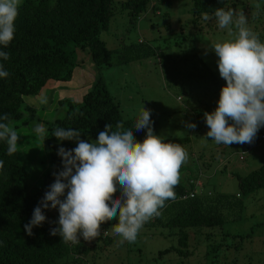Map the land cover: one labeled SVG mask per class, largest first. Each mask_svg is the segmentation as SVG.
Masks as SVG:
<instances>
[{"label":"rangeland","instance_id":"rangeland-1","mask_svg":"<svg viewBox=\"0 0 264 264\" xmlns=\"http://www.w3.org/2000/svg\"><path fill=\"white\" fill-rule=\"evenodd\" d=\"M123 1L113 0L114 16L108 28L99 35L106 48L113 53L112 63L116 61V51L122 46L140 42L160 50L163 56L176 57L194 50L217 80L216 84L209 80L199 82L179 77L172 81L164 78L160 58L157 57L128 65L113 64L98 70L87 50L75 49L77 65L71 80L57 82L60 96L79 101L93 87L97 76L100 77L118 104L122 119L136 120L142 105L152 110L155 135L164 139L188 138V141L178 143L189 156L180 169L182 181L198 175L196 178L203 183L204 194L237 196V177L264 165V143L259 139L264 134V127L259 129L253 143L248 144L247 151L242 149L241 144L225 146L216 144L210 138L203 139L209 131L204 113H212L216 109L220 90L225 86V81L219 76L218 58L211 46L232 37L228 36L227 30L218 28L215 18L195 24L190 14L191 0H151L154 10H148L134 23L127 10L122 8ZM234 2V9H242L248 17L249 27L264 35V0ZM257 2L261 3L258 16L255 14ZM53 97L54 94L49 95L44 105L40 94L24 97L21 118L11 122L20 136L16 154L28 171L29 193L40 201L54 182L53 173L62 170L57 151L49 149L46 139H38L33 130L39 123V113L44 118L49 117V121L64 116L63 104L50 106ZM25 107L39 111L34 114L35 119L28 110H22ZM188 123L197 127L190 130L186 127ZM86 140L95 141L91 138ZM52 145L57 146L55 143ZM119 195L117 191L115 196ZM237 200L242 202L243 207L223 208L222 227L186 230L188 241L186 248L181 249L185 253L182 256L178 253L177 229L144 225L135 243L120 245L118 241L121 238L113 232V225L118 221L112 220L103 224L101 234L91 242L80 238L84 244L91 246L81 258L84 264H264V189L239 196ZM45 215L48 221L45 223L58 226L55 223L59 218L57 210L46 211ZM162 217L165 219L167 215Z\"/></svg>","mask_w":264,"mask_h":264},{"label":"trees","instance_id":"trees-1","mask_svg":"<svg viewBox=\"0 0 264 264\" xmlns=\"http://www.w3.org/2000/svg\"><path fill=\"white\" fill-rule=\"evenodd\" d=\"M234 1L191 0L190 14L194 23L199 25L201 21L206 22L202 13L207 12L211 16L218 8L234 9ZM121 6L127 10L133 23L148 10H154L151 0H124ZM113 16V0H22L15 21L14 39L7 48L0 47V51L9 53L7 61L0 59L9 73L7 78H0V115L7 113L11 122L18 120L22 116L24 97L37 95L49 81H70L77 65L75 49L87 50L98 70L113 64L128 65L157 57L160 58L164 78L172 81L179 77L199 82L209 80L216 84L217 80L194 50L176 57L163 56L160 50L140 42L122 46L116 51V61L112 63L113 53L99 35L108 28ZM259 38L264 42V35H259ZM60 104L64 105V116L42 122L48 130V148L56 151L59 147H76L74 142H58L52 136V130L57 126L78 130L83 140H96L106 124H112L115 130L119 121L124 122L125 128L132 127L136 121L121 118L118 104L98 76L93 87L79 101L65 99ZM22 110H28L35 119L34 109L25 107ZM132 131L136 140L142 142L146 131L137 132L134 128ZM184 141L188 138L165 139V142L173 143ZM241 147L245 151L249 149L248 144ZM0 160L4 162V168L0 170V264H84L81 257L90 251L91 246L82 241L75 246L64 243L59 235H50V229L55 227L50 223L32 230L33 235L24 236V225L30 221L40 200L30 195L28 171L16 153L7 154L4 141H0ZM196 177L198 175L182 181L180 172V183L174 189L177 198L168 201V206L163 209L162 215L167 217L163 219L161 216L145 224L177 229L178 253L181 256L185 254L181 249L187 246V229L222 227L223 208L241 209L243 205L237 200L239 196L264 189L262 165L245 176L237 177L239 192L235 197L211 192L207 195V192L181 199L193 192L190 183L198 179Z\"/></svg>","mask_w":264,"mask_h":264},{"label":"clouds","instance_id":"clouds-1","mask_svg":"<svg viewBox=\"0 0 264 264\" xmlns=\"http://www.w3.org/2000/svg\"><path fill=\"white\" fill-rule=\"evenodd\" d=\"M19 7L20 0H0V47L7 48L14 39ZM255 9L258 16L261 3ZM213 16L218 28L227 30L232 38L211 46L225 86L216 109L204 113L209 131L203 139L225 146L251 144L264 127V42L249 27L242 9L218 8L211 16L202 13L204 21ZM0 59L7 61L9 53L0 51ZM8 76L0 63V78ZM41 102L46 104L47 98ZM151 114V109L141 105L132 127L125 128L119 121L113 130L112 124H106L95 141L81 139L78 130L55 127L52 136L58 142L71 141L76 147L58 148L62 170L53 173L54 182L24 225L26 234L33 235L34 227L48 222L46 211L57 210L58 226L50 229V235H59L64 243L75 246L81 237L91 242L101 234V225L112 220L118 221L113 225L114 234L121 238L118 244L135 243L144 225L161 217L167 202L176 200L180 168L189 159L183 146L154 134ZM186 127L194 130L197 125L188 123ZM133 128L146 131L142 142L136 140ZM33 130L38 139H47L44 124L37 123ZM19 139L9 115H0V141L6 143L8 155L17 153ZM3 168L0 160V170ZM191 186V193L204 194L202 182L198 189Z\"/></svg>","mask_w":264,"mask_h":264},{"label":"crops","instance_id":"crops-1","mask_svg":"<svg viewBox=\"0 0 264 264\" xmlns=\"http://www.w3.org/2000/svg\"><path fill=\"white\" fill-rule=\"evenodd\" d=\"M58 83L57 82H55V81H49L43 88H42V90L38 93V94H40V95H42V97L43 98H47V100H48V96L49 95H52V94H54V99L55 100H53V98L51 99V101H50V106H53V105H55V104H60V101H62V100H65V98H62V96H60V93L58 92L59 91V88L57 87L58 85H57ZM37 94V95H38ZM55 94H58V95H56L55 96ZM69 100H71V99H69ZM33 103H34V101H33ZM34 104H36V103H34ZM36 105H38V104H36ZM42 105H44V103L42 104ZM42 105H39L41 108H44V106H42ZM33 109V108H32ZM34 111H35V113L34 114H36V113H39V111H37V110H35L34 109ZM48 118L49 117H46L45 116V118L43 117V115L42 114H40L39 113V123H41V124H43L42 122L43 121H49L48 120Z\"/></svg>","mask_w":264,"mask_h":264},{"label":"built area","instance_id":"built-area-1","mask_svg":"<svg viewBox=\"0 0 264 264\" xmlns=\"http://www.w3.org/2000/svg\"><path fill=\"white\" fill-rule=\"evenodd\" d=\"M261 140L264 143V135L261 136ZM193 183H194V185H193ZM190 184H192L195 187V189H198L201 187V181L199 179H196L194 182L191 181ZM195 193H190L189 195H184L181 197V199L192 198V197H194ZM104 235H106V233H104Z\"/></svg>","mask_w":264,"mask_h":264}]
</instances>
